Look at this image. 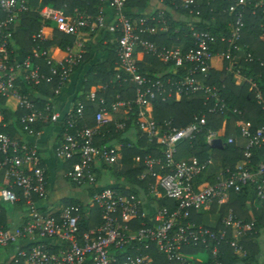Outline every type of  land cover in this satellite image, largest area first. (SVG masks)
I'll return each mask as SVG.
<instances>
[{
	"label": "built area",
	"instance_id": "obj_1",
	"mask_svg": "<svg viewBox=\"0 0 264 264\" xmlns=\"http://www.w3.org/2000/svg\"><path fill=\"white\" fill-rule=\"evenodd\" d=\"M165 1L177 3L179 9L187 12V19H181L187 22L190 35L187 46L180 42L167 48L145 38L168 34L170 22L163 12ZM213 1L161 0L160 10L150 12L147 17L132 19L124 12L127 0H108L113 13L109 24H106L101 8L95 17L79 13L64 17L61 10L49 7L38 11L43 22L53 23L63 34L74 37L75 45L80 49L84 33L108 32L114 37L117 70L124 75H117L116 80L134 86L132 101L114 103L109 109L104 107L103 99H97L96 90L89 92L87 100L93 104L98 101L99 106L94 112V127L76 130L73 134L65 132L54 150L57 159L69 162L66 179L78 188L95 187L96 166L112 168L119 162L120 147H98L94 140L100 129L112 123V114L118 113L120 108L128 112L133 106L138 131L159 153V156L146 155L142 160L135 158L143 170L139 181H154L153 185L147 183V197L152 200L163 198L173 204L172 209L163 205L156 207L154 223L149 224L142 212L141 196L99 190L87 203L97 211L100 223L86 231L83 228L87 221L78 205L46 212L36 206L37 202L44 203L48 195L46 174L39 156L41 130L36 126L57 123L61 117L48 105L44 109L47 114L39 111L29 95L23 93L24 86L34 90L46 85L53 86V94L58 95L80 64L82 51L73 54L67 48L64 58H54L48 48H42L46 42V27L42 26L31 36L34 50L18 58L13 50L8 51L10 27L29 11L28 3L26 0H0V13L4 15L0 20V97L17 101L18 123L24 134L11 138L5 132L10 122L5 121L0 110V204L22 203L26 210L20 225L8 229L0 226V248L14 246L10 264H158L154 256L167 264H192L183 253L190 246L201 247L203 253L212 258L213 264H223L218 260L223 255V245L231 248L238 258L246 257L241 242L248 235L257 233L255 220L252 218L246 223L231 208L225 212L222 208L229 204L232 195H241L244 190L253 191V203L264 204V154H261L264 124L254 127L245 121L242 112L230 109L219 89L206 81L215 59L219 58L227 63L225 71L234 80L246 83L250 90L256 89L253 78L245 77L242 68L236 64L240 56L245 63L253 62L247 47L240 44L245 13L264 15V0H223L227 7L222 12L232 17V23L228 25L227 35L219 36L197 30L201 23L199 9ZM260 26L264 40L263 24ZM220 45L224 46L221 52L218 51ZM139 55L150 56L160 63L161 72L157 75L142 73L138 66ZM260 66L264 67V62H260ZM151 67L146 64V68ZM182 98L199 99L209 115L237 117L233 126L239 130L244 145L241 159L232 170L220 169L202 181L213 161L212 154L208 153L203 161L196 157L176 160L179 146L193 143L208 125L205 115L195 116L182 128L171 127L169 123L160 126L155 122L154 102L180 101ZM254 100L264 112V101L259 92H254ZM82 117L83 107L78 104L75 114H68L64 123L67 128H72ZM115 126L117 130L124 129L123 124ZM220 134L208 129L205 144L212 148L213 142L219 140L223 148L236 145L235 137L221 139ZM207 178H212V182ZM15 190L20 191L21 198ZM212 207L216 208L218 218L214 227L207 228L192 221L194 215L209 212ZM85 215H88L87 211Z\"/></svg>",
	"mask_w": 264,
	"mask_h": 264
},
{
	"label": "trees",
	"instance_id": "obj_2",
	"mask_svg": "<svg viewBox=\"0 0 264 264\" xmlns=\"http://www.w3.org/2000/svg\"><path fill=\"white\" fill-rule=\"evenodd\" d=\"M28 3L29 11L23 13L19 19V25L13 29L14 24L10 27L11 39L9 40L8 51L14 50L19 51L22 54V57L31 53L35 44L32 43L31 36L38 32V30L44 26L51 28L52 37L49 41L45 42L42 45V48H48L55 46L60 51H65L67 48L71 53L77 54L80 50L82 51L81 62L74 68L73 71L77 69H86V75L83 77L84 80H75L72 87L76 86L78 89L74 91L73 95L80 94V97L75 99V105L73 110L69 113L75 114L77 105L80 104L83 107V117L77 121V123L70 128L65 125V119L68 114L60 118L57 123H49L57 126L59 140L62 138L65 132L73 134L74 131L80 130L83 128H92L95 125L94 112L99 108L98 101L96 103H91L87 100V96L91 88H96V97L97 99L101 98L104 100V107L109 109L110 106L114 103L132 101L134 98V86L128 82H123L122 80H116V76L121 74V77L124 75L118 71L117 63L118 58L116 55V46L114 42V37L111 36L105 30L99 31L98 33L89 34V40L87 43H83L82 48H78L75 45V38L63 34L59 29L56 28L55 24L50 22H43L38 15V11L42 7H49L54 10H61L64 17H70L75 14L74 12L79 13L80 15H86L90 17H95L98 12V8H101L102 3L98 0H26ZM164 3V14L169 20V32L166 35H158L156 37H145L146 39L155 42L157 45L170 47L172 45H178L180 42H185L186 46L189 43V33L187 28V22L181 20L182 17L187 19V12L179 9L178 4ZM147 3L146 0H127L125 6V15L128 18H141L147 17L150 12L146 10ZM227 7V3L223 0H214L209 6L202 5L199 9L200 11V20L201 23L198 24L197 30L208 31L215 36L219 34L227 35L229 28L228 25L232 23V17L227 13H223L222 10ZM4 15L0 13V20H2ZM245 28L242 33V38L240 44L247 47L248 53L251 54L253 62L248 64L243 62V57L236 64L243 67V75L247 78H253L256 84V89L250 90L249 85L246 83L241 86H236L234 84L233 77L225 72V67L227 63L224 62L220 70H214L209 74V79L206 81L208 85L215 86L219 89L221 97L225 100V103L230 109H238L242 112V118L245 121L251 122L254 127H260L264 124V112L261 110L260 106L254 100V92H259L261 95L262 101H264V67L260 66V62H264V40H262V28H264V15L257 13V15L252 16L249 12L245 13ZM177 31L176 34L174 31ZM87 32V30H85ZM224 46H219L218 51H223ZM16 54V53H15ZM15 56L14 54L12 57ZM144 63L151 64L152 66H160V63L153 60L150 56H144ZM143 64V63H142ZM138 66L141 69V72L144 73L142 65L139 63ZM43 72H47L46 68L42 65ZM73 74V73H72ZM69 78H73L72 75ZM68 81V82H69ZM67 82V83H68ZM66 83V84H67ZM65 84V86H66ZM46 85H42L36 89H30L29 87H23V93L28 94L29 98L36 104V108L39 111H42L44 114H47L44 109L48 103H51L53 99V86L48 87L50 94L45 95V99L39 98L43 96V92L39 94V91ZM64 86V87H65ZM104 88V90H102ZM45 89V88H44ZM77 103V104H76ZM50 107V106H49ZM0 110L3 112V116L6 122H10L5 130L11 138L15 139L18 136H22L21 128L18 123L19 112L16 111L12 113L5 107V99L0 97ZM136 109L131 106V109L128 111V120L125 122V127L123 130H117L114 124H110L105 128L99 130L98 134L95 137V145L98 147L109 146L113 147L115 143L121 145L122 151V161L128 166L132 165V162L135 158H140L141 160L146 155L159 156V153L154 149V146L145 147L146 139L141 136L140 132L136 126ZM205 115L207 117L208 125L204 133L197 136L196 140L191 144H181L179 146L178 155L176 160H183L192 157H196L200 161L206 159L208 153L211 151L213 160H217L221 163L222 169L228 168L232 170L235 164L241 159L242 147L227 146L225 148H209L205 144V133L208 129L221 133V139H224L227 136L235 135L237 130L233 126V120L237 119L236 116L231 114L227 116H213L207 113V108L203 106L197 98H182L180 101L170 100L167 102L156 101L153 103V118L155 122L162 126L164 123H169L171 127L182 128L190 124L193 121L195 116ZM231 117V118H230ZM46 124L44 126H48ZM44 126L37 125L38 130H42ZM67 128V131H66ZM236 130V131H235ZM133 131L136 133L135 138L136 142L132 141V138L127 136V132ZM152 148V149H150ZM261 154H264V150L261 151ZM260 154V155H261ZM70 165L68 164V170ZM108 169V168H107ZM98 171H95L96 177L98 178ZM138 169H130L125 174V182L130 185H140L137 179ZM117 179L118 175H115ZM213 176V175H212ZM204 181V177L201 178ZM209 182H212V178H207ZM205 180V181H207ZM144 183L145 189L141 191L147 193L148 184L152 185L153 180L147 179L146 181H140ZM73 185V184H72ZM75 186V185H73ZM96 187V186H95ZM95 187H85L86 197H90L96 193L97 190ZM121 192H128L134 195L139 196L138 190L129 188V190L124 191V187L120 186ZM16 195L21 198V193L19 190H15ZM164 200V199H163ZM166 200V199H165ZM254 201V193L252 190H244L241 195H232L229 201V204L222 208V212H225L227 208H231L236 216L248 223L252 220H255V229L256 234L248 235L245 237L241 245L246 251V257L238 258L232 252V249L226 245H223L222 251L223 255L218 259L223 264H264V252L262 250V244L259 241V237L264 234V204H256ZM163 206L168 209H172L171 201H162ZM170 202V203H169ZM71 205H78L83 215V219L87 221V225L83 230L90 229L95 227L100 223V216L97 211L92 208L88 203H81L80 201L70 202ZM23 207L22 203L14 205V208L21 209ZM10 208V207H9ZM7 211L5 205L0 204V226L5 229L9 227V221L7 218ZM88 215H85V213ZM251 211V212H250ZM192 217V221H193ZM194 222V221H193ZM196 224H199L196 222ZM263 242L264 239L262 238ZM10 254L14 253V246L8 248ZM185 257L192 264H213V260L210 256L207 255V258L204 261H199L194 258L198 253H203L201 247L190 246L185 248L183 251ZM158 264H167L162 258L157 256L153 257Z\"/></svg>",
	"mask_w": 264,
	"mask_h": 264
},
{
	"label": "crops",
	"instance_id": "obj_3",
	"mask_svg": "<svg viewBox=\"0 0 264 264\" xmlns=\"http://www.w3.org/2000/svg\"><path fill=\"white\" fill-rule=\"evenodd\" d=\"M107 1L108 0L103 1L101 9L105 15L106 24H109L112 21L113 13L111 9L109 8ZM146 3H147L146 10L148 12L160 10L163 6V4L161 3V0H146ZM74 13H77V12H74ZM18 25L19 23L18 21H16L14 24L15 27L13 29H15ZM45 36H46V42L51 39L52 37L51 28L46 27ZM89 37H90L89 34L84 33L82 37V43H87L89 40L88 39ZM48 49L50 50L52 56L56 59L64 58L66 55L65 51H60L55 46L48 47ZM13 52L14 54L16 53L15 55L18 58L22 57L21 52L19 51L16 52L14 50ZM241 58L242 57L240 56V60ZM138 61L141 63L144 69V73L157 75L161 72L160 66H153L151 68H146L147 63H144L145 61L144 56L139 55ZM223 64L224 62L221 59L217 58L215 59L212 65V68L214 70H220ZM238 66L243 68L241 64ZM72 75H73L72 76L73 78L70 79V81L66 84V86L60 91L58 95L52 94L54 97L51 100V103L47 104L48 106H50L53 113L59 115L60 117H63L64 115L69 114L73 110V107L75 105V99H77V97H80V94L73 95L75 89L77 90L78 87L76 86V84L73 87L72 85L77 79L84 80L83 77L86 75V69L84 67L83 69L81 68L77 69L76 71H73ZM234 84H236V86L243 85L241 81L239 82L237 80H234ZM44 88L42 89V91H39V94H38L40 95V93L43 92L44 95L39 97L42 100L46 98L45 97L46 94H50L48 91H46L48 90V87L47 89H46V86ZM93 90H96V88L93 87L91 88L90 91H93ZM5 107L12 113H15L17 111V101L15 99L5 100ZM111 119H112L111 124H114V125L123 124L125 127V122L128 120V112L120 108L118 113L112 114ZM236 130L237 132H235V135L234 136L230 135V136H233L236 138V142H237L236 145L241 148L244 145V141L239 137V130L238 129ZM135 135L136 133H134L133 131H130L129 133L127 132V136L132 138V141L134 142H136V139H137L135 138ZM38 140H39V150H40L39 156H40V161H41V167L43 168L46 174L48 195L44 203L37 202L36 206L39 208L41 207L40 210L42 212H46L49 209L58 210L61 207L69 206L70 205L69 203L72 201L73 202L80 201L83 204L87 203L89 201V197H86L85 189L73 186L72 183H70L65 177L66 172L68 171L69 162L64 161V160H59L55 157L54 150L56 149V147L58 146L61 140V139L59 140L57 126L53 124L44 126L41 130V135ZM145 145H146L145 147H149L148 146L149 144L145 143ZM113 146L117 148L120 147L119 152H118L120 160L112 168L107 169V168H103V166H100V165L96 166V170H99V171L97 174L98 178L96 177L97 181H96L95 188L97 190H104L100 185V181L103 179V177H106L108 173L114 177L113 178L114 182H116V185L111 187V189H108V190L121 191L122 189H120V186L124 187L123 189L124 191L129 190V188L138 190L139 196L142 197V203H143L142 212L144 213L145 220L149 224H153L154 223V220H153L154 212L156 210V207L162 206L163 204L162 201H167V200L165 199L163 200V198H160L158 200H152L149 197H147L145 192L141 191V189H145V187H143L145 184L139 181V178L143 174L142 165L139 166L134 160L132 162V165L129 166L128 168V166H126L122 161L121 145L118 143H115ZM209 153L212 154L211 151ZM130 169L139 170L137 174V179H138L139 184H141L142 186L130 185L129 183H127V181L125 182L124 176L126 172ZM220 169H222L221 163L217 160H213L209 166L207 173L204 175V179L206 177H211L213 174L217 173ZM115 175L119 176L118 180L122 179L124 182H121L120 184H118L117 179H116L117 177ZM0 178H1V174H0ZM146 183H147V179H146ZM124 193H128V192H124ZM5 206L8 209L7 218L9 221L10 228L18 226L21 223H23L25 216H26V210L24 208L20 207L21 209H16L12 205H5ZM215 213H216V208L212 207V209L209 212H204L202 214L194 215L193 221L195 223L197 222L199 224H202L203 226L207 228H212L216 225L217 219H218ZM27 243H30V242H27ZM21 245L22 246L26 245V243H21ZM2 249H4L5 251L8 250V248H0V250ZM5 251H0V264H10V258L12 255V253L10 254V252L12 251L8 250L9 251L8 258L5 257L6 256Z\"/></svg>",
	"mask_w": 264,
	"mask_h": 264
},
{
	"label": "rangeland",
	"instance_id": "obj_4",
	"mask_svg": "<svg viewBox=\"0 0 264 264\" xmlns=\"http://www.w3.org/2000/svg\"><path fill=\"white\" fill-rule=\"evenodd\" d=\"M114 177L110 174L107 173L106 177H103V179L100 181V185L101 187L104 189V190H108V189H111V187L115 186L116 185V182H114ZM117 179V178H116ZM121 182H124L122 179H117V183L120 184ZM23 213V212H22ZM22 215V214H21ZM263 238V234L261 235V237H259V241L261 242L262 244V250L264 252V242L262 240ZM0 251H5L4 249L0 250ZM6 253V258L9 257V251L6 250L5 251ZM194 258L196 260H199V261H204L206 258H207V255L205 253H198L194 256Z\"/></svg>",
	"mask_w": 264,
	"mask_h": 264
},
{
	"label": "water",
	"instance_id": "obj_5",
	"mask_svg": "<svg viewBox=\"0 0 264 264\" xmlns=\"http://www.w3.org/2000/svg\"><path fill=\"white\" fill-rule=\"evenodd\" d=\"M213 146H214V148H220L221 147L220 141L219 140L214 141Z\"/></svg>",
	"mask_w": 264,
	"mask_h": 264
}]
</instances>
